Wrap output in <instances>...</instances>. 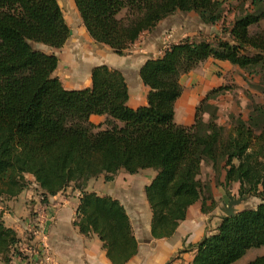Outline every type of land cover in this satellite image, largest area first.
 I'll use <instances>...</instances> for the list:
<instances>
[{"label": "trees", "instance_id": "1", "mask_svg": "<svg viewBox=\"0 0 264 264\" xmlns=\"http://www.w3.org/2000/svg\"><path fill=\"white\" fill-rule=\"evenodd\" d=\"M73 2L90 38L119 56L176 14L193 13L220 31L211 39L185 37L146 60L139 71L146 105L131 109L117 70L94 68L91 87L82 90H66L54 76L57 57L37 47L59 50L69 38L57 0H0V199H15L35 184L45 204L72 186L80 196L73 225L85 237L97 236L111 264H127L138 246L126 211L117 200L87 192L90 180L155 172L144 187L155 240L171 238L196 204L212 214L214 189L228 196L237 184L239 197L258 204L222 215L214 232L190 247L191 264H234L264 247V105L250 101L247 118L232 117L228 128L204 120L200 108L219 87L196 107L191 126L174 122L182 76L208 60L255 79L264 94V0ZM91 116L105 120L94 125ZM19 242L0 212V263L12 262ZM247 264H264V256Z\"/></svg>", "mask_w": 264, "mask_h": 264}, {"label": "crops", "instance_id": "2", "mask_svg": "<svg viewBox=\"0 0 264 264\" xmlns=\"http://www.w3.org/2000/svg\"><path fill=\"white\" fill-rule=\"evenodd\" d=\"M57 3L69 27V38L59 50L50 51L41 46L37 47L40 51L53 53L57 57L58 64L54 76L64 89L82 90L91 87V72L94 68L106 66L117 70L125 79L128 89L127 106L131 109L146 105L148 89L139 78L140 68L146 60L159 56L170 45V41L177 43V37L181 40L196 35L204 36L211 28L202 25L193 13L176 14L162 21L153 32L140 36L123 56H119L90 38L82 26L73 0H57ZM210 61L213 71L229 65ZM197 76L198 72L194 70L182 76L180 80L182 95L174 110V122L177 125L189 127L194 123L196 106L202 101V93L200 95L197 91L204 88L200 83L203 81L199 82L197 88H193ZM104 120L105 117H90L94 125H100ZM155 175L151 170H144L132 176L121 171L109 183L103 179L90 180L85 190L100 197L117 200L124 207L138 246L136 256L127 264H191L194 251L190 247L204 236L213 233L220 219L213 213L203 215L199 204H196L188 209L185 220L180 223L171 238L155 240L150 231L151 213L144 200V187ZM26 178L32 181L30 176ZM139 186L140 194H137L135 192ZM213 193L214 197L217 196ZM79 197V192L69 187L65 192L48 198L47 202L42 204L37 187L31 184L15 199H0V212L4 225L15 231L20 241L18 246L32 242L29 233L31 225L43 221L45 241L53 253V264H111L97 236L90 234L85 237L73 225ZM209 220L211 222H208ZM38 239L36 237L33 241ZM10 264L26 263L13 257Z\"/></svg>", "mask_w": 264, "mask_h": 264}, {"label": "rangeland", "instance_id": "3", "mask_svg": "<svg viewBox=\"0 0 264 264\" xmlns=\"http://www.w3.org/2000/svg\"><path fill=\"white\" fill-rule=\"evenodd\" d=\"M229 20L230 18L227 21ZM219 31H220L219 26L211 27L208 29V31L203 37L205 38L208 37V39H211ZM176 41L177 42L180 41V38L177 37ZM170 44H173V43L170 41ZM212 67L213 65L211 64V61L208 60L204 62L203 64H201L197 69H195V71L198 72V76L194 79L195 83L193 84V88H197V85L199 84V82L203 81V82H200L204 85L203 90L199 89V91H197L198 94L200 95L202 93V100L205 98L206 94L210 92L211 90L218 89L219 87H222L224 89L220 93H218L216 98H211V100L206 101L201 106L199 112L204 120H207L209 117H213L220 126H223L224 128H228L232 117L241 115L244 119L247 118L248 112H249L250 101L260 104V105H264V94L261 93L256 88L257 82L255 79L253 78L249 79L244 73H242L235 67H232L229 65L218 67V69H215L214 71L211 70ZM200 102L201 101L198 102L197 106H199ZM206 172H207V169H203L201 176H200V179L203 182H205L206 180L204 178ZM98 179L101 180L103 178L99 177L94 180L96 181ZM136 190H137V187H136ZM214 192L217 195L215 196V198H216L218 206L213 211V214H215L216 215L215 217H218V218L224 215L220 211V208H223V206L227 205L231 199L237 200L238 198H241L238 196V185L237 184L232 185L230 189V194L228 196L224 193V191L221 188L214 189ZM135 193L140 194V186L138 187V191H136ZM258 202L259 201L255 198H250V199L246 198L245 201L241 202L238 206L235 207V210L239 212L243 209L254 208L258 204ZM208 222H211V221L209 220ZM36 225L37 226L40 225L42 227L43 236H41L40 240H43L44 242H46L45 233H44L45 226H44L43 221L42 222L39 221L38 223L32 224L31 227L33 228ZM30 239H31L30 241L34 242L33 241L34 239H32L31 234H30ZM36 242L37 241H35V243ZM260 254L264 255V247H261L259 249L249 250L244 255V257H242L240 260H238L234 264H247L253 261L256 257H259L258 255Z\"/></svg>", "mask_w": 264, "mask_h": 264}, {"label": "built area", "instance_id": "4", "mask_svg": "<svg viewBox=\"0 0 264 264\" xmlns=\"http://www.w3.org/2000/svg\"><path fill=\"white\" fill-rule=\"evenodd\" d=\"M36 226L31 227L30 234L32 239L40 237L38 241L36 243L30 242L24 246H17L14 257L19 258L26 264H53V253L50 247L46 242L40 240L41 236H43V229L40 225Z\"/></svg>", "mask_w": 264, "mask_h": 264}, {"label": "water", "instance_id": "5", "mask_svg": "<svg viewBox=\"0 0 264 264\" xmlns=\"http://www.w3.org/2000/svg\"><path fill=\"white\" fill-rule=\"evenodd\" d=\"M246 198H238L237 200H230V202L223 206V208H220V211L224 214L226 217H233L237 213L235 210V207L238 206L241 202L245 201Z\"/></svg>", "mask_w": 264, "mask_h": 264}]
</instances>
